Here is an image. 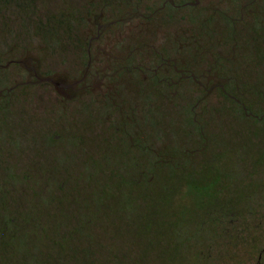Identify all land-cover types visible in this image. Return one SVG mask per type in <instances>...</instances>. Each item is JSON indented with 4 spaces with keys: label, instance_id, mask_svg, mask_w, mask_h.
Here are the masks:
<instances>
[{
    "label": "rangeland",
    "instance_id": "obj_1",
    "mask_svg": "<svg viewBox=\"0 0 264 264\" xmlns=\"http://www.w3.org/2000/svg\"><path fill=\"white\" fill-rule=\"evenodd\" d=\"M250 1L196 0L194 8L169 6L148 16L162 0H0V89L17 85L0 95V100L12 99L11 106L0 109V206L13 213L4 218L9 235L16 225L29 232L0 252L5 264H264V89L253 96L260 111L250 109L243 121L219 90L201 96L190 83L183 85L178 107L163 106L170 118L165 124L182 129L185 102L202 97L208 151L188 154L195 158L187 175L156 162L146 176L154 156L145 150L120 152L121 142L128 141L127 122L120 141L108 130L116 113L97 97L99 90L107 91L106 82L72 99L50 82L24 83L35 80L34 68L42 77L59 75L73 82L88 60L94 70L108 54L119 55L108 78L121 79L129 72L122 49L141 42L154 44L164 57L182 53L188 59L191 51L185 45L178 51L176 41L190 38L196 17L219 29V13L240 17L241 29L248 28V43L233 59L234 73H225L233 80L247 79L245 70L264 77V28L259 27H264V0ZM241 4H249L245 8L254 15L241 17ZM121 14L123 20L108 25ZM59 15L72 20L61 30L57 25L59 35L56 28L48 37L34 30V20L44 24ZM212 46L193 70L212 62L216 50L220 60L231 59L227 45L215 41ZM171 59L162 66L177 61ZM160 72L172 75L165 68ZM123 94L136 100L129 83ZM144 124L140 140L145 149L193 142L192 136L168 133L151 138V127ZM32 224L36 232L30 235ZM77 229L83 234H66Z\"/></svg>",
    "mask_w": 264,
    "mask_h": 264
},
{
    "label": "trees",
    "instance_id": "obj_2",
    "mask_svg": "<svg viewBox=\"0 0 264 264\" xmlns=\"http://www.w3.org/2000/svg\"><path fill=\"white\" fill-rule=\"evenodd\" d=\"M252 2H255V0L250 1V3ZM192 4L195 5L196 0L194 1V3H191L189 0H162L161 5L154 9L150 14H148V16H151L153 12H163L165 7L169 8L170 6L172 8H180L182 6H186L187 9H189L190 7H193ZM249 4H241V17L244 13H246L250 17L254 15L255 12L246 10V6H248ZM172 11L175 10L173 9ZM183 11L177 10L175 12ZM219 15L222 17V24L219 29L215 28L213 25H208V23L205 24L204 21L200 19V17H196L194 24L197 25L194 26L195 28H193L190 38H181L180 41L182 42L176 41L178 51L182 50L184 45L185 48H189V51L191 52L190 56H188V59L184 58V55L182 53L177 57H164L163 54L159 52V49L154 46V44L141 42V44L135 45L130 49H127L126 47L122 49V53L120 55H124L126 59H128L129 72L127 75H125V77H122L121 79L117 78L112 80L108 78V72L110 71L113 62L119 57V55L108 54L107 56L105 55L104 61L102 60V65L96 67L94 70H91L89 68L90 62L88 60L85 64V68L82 71L81 76L73 82L69 83L68 79L63 78L59 75L55 77H42L39 75L38 70L34 68L32 71V76L35 78V80H33L32 82L24 81V83H52V80L57 81L68 86H56L52 83L54 88L62 93L70 92V95L66 98L72 99L82 92L95 90L97 88L100 89L102 82H106L107 91L101 93V90H99L97 97L99 98V100H102L103 104L109 106L108 108L112 109L113 112L116 113V118H114L112 122L111 120L109 121L110 126L108 130L111 132V137L115 139L117 137L118 141H120V139L123 138V135L121 134L122 123L125 121L127 122V128L124 134L126 135L128 141L125 146L121 142L120 152H124L127 154L131 152L141 154L145 150L148 156H154V159H150L148 162L150 166L152 165V169L144 173L146 176H148L149 174L151 175V172L155 170L154 165L156 162H161L163 164L170 163L171 167L168 168L171 171L179 170L183 174L187 175L189 173L188 169L190 168L189 163L193 161L195 156H200L208 151L206 150V144L208 140L210 141V138L209 136H207V134L204 133L205 126L203 125V123L205 120L203 118L204 110L201 104L202 97L189 99L185 102L183 106V113L185 115L186 124H184L182 129L175 127V125L165 124V122L167 123L170 118L167 112L163 110V106L166 105L167 107H176L178 101L181 99L180 89L183 85L190 83L195 90L203 93L201 96L210 95L214 90H219L222 93L223 97L230 103V109H236L237 111L239 110L238 112H240L243 121H245V115L250 112V109L253 111H260V109L255 110L252 103L253 96L256 97L258 94H261L259 93L260 88L264 89L263 75L258 76L259 74L257 73L254 76L249 74L250 70L244 69L249 79L247 78L240 80L236 75L237 80H233L229 73H225V71L228 70H231L234 73V71L231 69L233 68V62H235L233 61V59L237 60V57L241 56V52L243 48H245V44L248 43V28L246 30L241 29L245 24H243V20H240V17H229L225 13H219ZM69 17L70 16L63 17L62 15H59V17L57 16L56 18L48 17L46 18L47 23L44 22V24H41L34 20V30H37V32L40 33L43 37H48L56 28L57 34L59 35L61 29L66 27L67 24L72 23V20H70ZM123 18L124 15L121 14L118 18L109 21L108 25L116 24L118 20H123ZM57 19L59 20L58 22L56 21ZM57 25L60 26V30L57 29ZM253 26L255 27V25ZM248 27L252 26L248 25ZM259 27L261 29L264 28L263 26ZM215 41L225 44L230 48L229 57L231 59L224 58L223 60H220V50H216L214 52L216 58L213 59L212 62H208L207 66L200 68L198 71L193 70V67L197 65L203 57H205L203 52L206 49H213L212 45ZM239 41L242 47L240 49V52L236 54L235 48H237V46L239 47ZM137 55H139L138 58ZM167 58H176L177 61L174 62L171 67H164L162 66V62ZM31 63L35 64L33 59H31ZM25 64H27V62ZM256 65L260 67L258 61ZM163 68L171 71L172 75L162 76L160 70ZM205 73L211 74L210 77L201 79L202 75ZM87 78L90 81L88 80V83H85V81H87ZM93 79H97L96 84H93ZM124 83H129V85L134 87V91L137 93L136 100H133L132 98L127 99L124 97ZM19 85H21V83L18 84V86ZM16 86H12L8 89L1 88L0 95L9 92L12 93L13 89ZM9 105H12V99L8 98L6 100H0V109L6 108ZM144 122L146 123V125L144 124ZM143 124L145 126L149 125L151 127L152 135L149 136L151 138L156 137L158 139L160 138V136L168 133L172 138L184 137L188 139L192 136L193 142L192 144L188 142H180L182 144L176 146L175 148L162 146L161 149H156L152 148V146H149L147 147V149H145L142 143L143 141L140 140L141 137H143ZM108 133L105 135V137H107ZM46 134H43V137L48 143L50 142V137ZM80 137L82 139L84 138L82 135ZM150 142L151 141L147 140L146 144L149 145ZM107 153L110 154V152ZM114 153L116 154V152ZM188 154H193L195 156L190 158ZM135 159L137 160L141 158ZM162 167L165 166H161V168ZM43 192H47V189L45 188V191ZM10 212L11 213L9 214V212L6 211L3 206H0V252H7V248H9L12 240L16 236L21 235L22 238H24L26 234L29 235V232H23L22 229H25V226L23 225H16L18 229L16 231H12V233L9 235L8 229L10 228V224L7 221H4V218L7 217L9 219V217H11V215L13 214L12 210ZM31 214L35 216L34 212ZM91 220L92 216H88L87 221L89 222ZM81 222L82 221H79L75 224H81ZM33 224L28 227L31 232L30 235L32 233L35 234L36 232L32 229ZM37 224L41 225L39 222H37ZM75 224L72 225L74 226ZM54 226L58 227L59 225L54 224ZM38 228L40 229V227ZM40 230H43V228H41ZM66 234L79 235L83 234V231L77 229V231L75 232L67 231ZM0 258L1 264H5V256H0Z\"/></svg>",
    "mask_w": 264,
    "mask_h": 264
},
{
    "label": "water",
    "instance_id": "obj_3",
    "mask_svg": "<svg viewBox=\"0 0 264 264\" xmlns=\"http://www.w3.org/2000/svg\"><path fill=\"white\" fill-rule=\"evenodd\" d=\"M52 83H53L54 85H56V86H64V87L68 86V85H65V84H61V83H59V82H57V81H53V80H52Z\"/></svg>",
    "mask_w": 264,
    "mask_h": 264
}]
</instances>
